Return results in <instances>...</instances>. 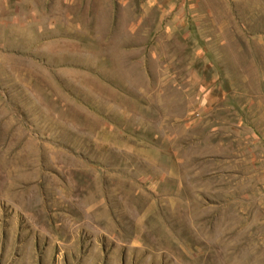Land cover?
<instances>
[{
    "label": "rangeland",
    "instance_id": "374dc122",
    "mask_svg": "<svg viewBox=\"0 0 264 264\" xmlns=\"http://www.w3.org/2000/svg\"><path fill=\"white\" fill-rule=\"evenodd\" d=\"M0 264H264V0H0Z\"/></svg>",
    "mask_w": 264,
    "mask_h": 264
}]
</instances>
